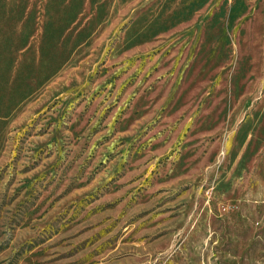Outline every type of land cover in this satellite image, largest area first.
Returning a JSON list of instances; mask_svg holds the SVG:
<instances>
[{
  "label": "rangeland",
  "instance_id": "1",
  "mask_svg": "<svg viewBox=\"0 0 264 264\" xmlns=\"http://www.w3.org/2000/svg\"><path fill=\"white\" fill-rule=\"evenodd\" d=\"M0 264H264V0H0Z\"/></svg>",
  "mask_w": 264,
  "mask_h": 264
}]
</instances>
